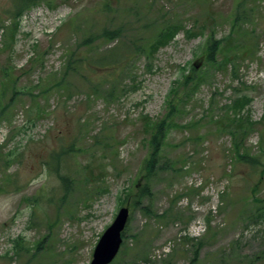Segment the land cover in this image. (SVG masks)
<instances>
[{
    "label": "rangeland",
    "instance_id": "374dc122",
    "mask_svg": "<svg viewBox=\"0 0 264 264\" xmlns=\"http://www.w3.org/2000/svg\"><path fill=\"white\" fill-rule=\"evenodd\" d=\"M10 3L0 0V12ZM236 12L256 56L223 67L225 51L217 65L208 63L207 42L226 45ZM110 18L146 29L148 39L165 20L183 29L155 57L130 61L122 79L112 68L90 67L106 41L83 45ZM19 23L14 43L0 27V91L7 86L6 102L13 99L0 117V264H90L122 207L130 217L113 264H192L198 239V264H264V203L253 200H264V173L236 159L230 134L216 123L235 115L237 97L249 98L244 113L257 125L246 148L259 153L264 0H45ZM75 53L87 67L78 75L65 70ZM106 75L123 81L113 96L107 85L93 89ZM171 100L182 110L180 127L164 141L151 195L137 209L131 198L123 205L148 181L146 123L166 116ZM63 147L72 148L62 167L66 186L44 165Z\"/></svg>",
    "mask_w": 264,
    "mask_h": 264
},
{
    "label": "trees",
    "instance_id": "16d2710c",
    "mask_svg": "<svg viewBox=\"0 0 264 264\" xmlns=\"http://www.w3.org/2000/svg\"><path fill=\"white\" fill-rule=\"evenodd\" d=\"M45 0H10V5L8 8L4 9L0 12V27L6 30V34L9 38L10 43H14L15 37L19 31V21L23 18L28 12L38 7ZM111 10L109 4L104 6L103 12L105 15H111ZM130 16V14H127ZM240 14L236 12L233 21V32L232 34H236L239 36V40L237 38L228 37L225 42L226 45H222L223 41L214 40L211 38L207 42V62L210 64L218 63V58L220 53L227 51V59L225 62H221L220 65L227 66L229 64L235 63L237 58H243L245 56L252 57L256 56L257 51L256 47L254 49L253 46L247 45V42L244 39L247 38V33L242 30ZM117 23H120L117 25ZM7 24V26H5ZM117 25V26H116ZM182 25L173 22L172 20H165L159 27L156 28V34L148 39L145 35L146 29L136 27L135 24L127 19H122L118 21L112 22V18L108 20V22L104 23L101 28L96 29L95 27L91 28L88 35L83 39V45L90 46L89 48L94 49L95 43L99 40H103L107 42L109 48L105 51H102L100 55L92 61V65L90 67H94L95 69H109L112 68L113 73L118 71L121 72V78L123 79L122 74L127 68V65L130 61L138 56L146 55L148 58H153L155 55L162 49L167 47L177 36V34L182 30ZM97 33V34H95ZM189 34V32H188ZM190 35V34H189ZM91 52H95V50H91ZM75 54H70V61L68 65L65 67L67 73H72L78 75L85 71L87 68L81 69V65L85 60V55L83 57L75 58ZM97 67V68H96ZM220 67V66H218ZM116 77H108L111 75H106V79L100 80L99 82L93 83L94 91H98L104 86L107 85V88L110 89L109 96H113L117 91L120 85H122V80ZM190 78L186 77L185 83H189ZM200 83H192V92L193 93L200 86ZM3 89L0 91V117L5 113V108L10 106L13 99L11 98L8 102H6L7 97L9 95L7 86H3ZM134 88H138V86L134 85ZM20 92L14 91V94H18ZM190 93V94H191ZM189 94V95H190ZM189 95L185 96L189 98ZM250 99L245 96L237 97L234 101L232 111H235V115L231 117L222 118L220 121L216 120V123L221 124L222 129L225 132H228L232 139V147L233 153L236 159L243 164L249 165L254 170H262L264 173V140L263 145L260 148L259 153L251 154L248 151L247 141L249 137V132L254 129L257 123L252 121V118L248 115V113H244L246 107L249 105ZM7 104V105H5ZM169 112L166 116L160 119L157 122L151 123L148 121L146 123L148 130L151 132V139L149 141L150 145V153L148 158L143 162L141 170L146 173L144 177H147V180L150 176H153L156 173L158 168V163L160 161L161 156L163 155V146L164 141L167 138L169 130L175 125V118L177 115L181 114V108H177L171 100L169 103ZM190 125V124H189ZM187 126V125H186ZM177 127H180L179 125ZM176 127V128H177ZM185 127V126H183ZM72 148L63 147L61 150L57 152H53L49 158V160L45 161V166L48 167L51 173L57 176L61 185L62 183L66 186L67 177L66 173H62V167L65 158L70 155ZM146 180V181H147ZM151 195L149 180L145 182L144 185L140 186L139 184L136 186L135 192L129 193L126 195L125 202L131 198L129 204L133 209H137L140 206V202L143 199L148 198ZM259 204L264 203V200L258 199L257 197L253 198ZM261 208H259V211ZM264 211V209H262ZM261 212L259 215H261ZM166 214L160 215L159 217H165ZM128 225V224H127ZM126 237V229L123 232V243L124 238ZM198 248L195 251L194 259L192 264H198L199 262V253L202 249V241L198 239ZM18 240L15 241V245L18 246ZM15 246V247H16ZM123 246V244H122ZM22 249V247L20 246ZM122 247L120 249V252ZM18 252V251H17ZM119 252V254H120ZM141 253V250L138 251V255ZM118 254V255H119ZM117 258V257H116ZM145 257H136V261H142ZM116 260V259H115ZM148 261V258L145 259ZM114 261L111 263L113 264ZM121 264H126L122 262Z\"/></svg>",
    "mask_w": 264,
    "mask_h": 264
},
{
    "label": "water",
    "instance_id": "95a60500",
    "mask_svg": "<svg viewBox=\"0 0 264 264\" xmlns=\"http://www.w3.org/2000/svg\"><path fill=\"white\" fill-rule=\"evenodd\" d=\"M130 209L122 207L99 239L90 264H111L118 256L123 244V232L129 222Z\"/></svg>",
    "mask_w": 264,
    "mask_h": 264
}]
</instances>
